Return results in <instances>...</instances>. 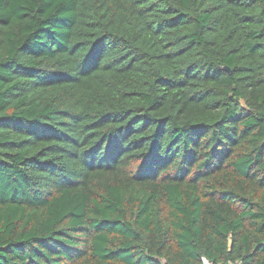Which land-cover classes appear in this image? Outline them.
I'll list each match as a JSON object with an SVG mask.
<instances>
[{
	"label": "trees",
	"instance_id": "1",
	"mask_svg": "<svg viewBox=\"0 0 264 264\" xmlns=\"http://www.w3.org/2000/svg\"><path fill=\"white\" fill-rule=\"evenodd\" d=\"M205 260L264 264V0H0V264Z\"/></svg>",
	"mask_w": 264,
	"mask_h": 264
},
{
	"label": "built area",
	"instance_id": "2",
	"mask_svg": "<svg viewBox=\"0 0 264 264\" xmlns=\"http://www.w3.org/2000/svg\"><path fill=\"white\" fill-rule=\"evenodd\" d=\"M204 264H213L207 260H205V263ZM219 264H241L240 262H232V261H229V262H222V263H219Z\"/></svg>",
	"mask_w": 264,
	"mask_h": 264
},
{
	"label": "water",
	"instance_id": "3",
	"mask_svg": "<svg viewBox=\"0 0 264 264\" xmlns=\"http://www.w3.org/2000/svg\"><path fill=\"white\" fill-rule=\"evenodd\" d=\"M224 70H226V71L230 72V69H229V67H225V68H224Z\"/></svg>",
	"mask_w": 264,
	"mask_h": 264
}]
</instances>
